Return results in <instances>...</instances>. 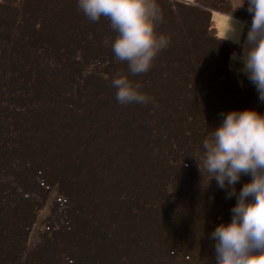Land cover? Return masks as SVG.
<instances>
[{"label": "rangeland", "instance_id": "1", "mask_svg": "<svg viewBox=\"0 0 264 264\" xmlns=\"http://www.w3.org/2000/svg\"><path fill=\"white\" fill-rule=\"evenodd\" d=\"M155 2L157 34L171 46L192 45L172 69L160 67L167 46L147 73L132 75L112 51L110 22L89 20L78 0H0V142L8 147L0 148V199L8 207L0 214V264H216L210 234L230 223L236 196L209 182L195 159L224 114L208 110L224 108L232 99L226 90L247 77L238 57L251 26L249 0L237 9L239 0ZM190 9L206 12V30L192 28ZM230 14L243 25L240 44L219 41ZM198 30L225 64L211 65L213 77L224 72L219 81L230 87L208 83L210 62L193 45ZM121 74L141 85L147 104L116 100L111 81ZM250 180L241 175L236 192ZM162 201L177 204L139 208ZM14 235L23 252L15 258Z\"/></svg>", "mask_w": 264, "mask_h": 264}, {"label": "clouds", "instance_id": "2", "mask_svg": "<svg viewBox=\"0 0 264 264\" xmlns=\"http://www.w3.org/2000/svg\"><path fill=\"white\" fill-rule=\"evenodd\" d=\"M239 0L235 9L242 7ZM79 10L91 21L106 18L117 33L111 47L115 58L125 62L132 75L147 73L156 56L168 46L169 39L157 34L162 15L155 0H78ZM234 9V10H235ZM251 26L238 57L241 71L248 77L264 101V0H249ZM232 15L219 41L240 44L239 28ZM231 59L236 60L235 53ZM115 98L122 105L147 104L150 98L121 74L111 81ZM203 152L197 150L199 171L215 179L218 187L228 188L236 196L231 221L221 223L210 234L215 241L216 264H264V114L254 109L233 110L222 114L221 123L203 140ZM241 175L251 176L237 193L235 184Z\"/></svg>", "mask_w": 264, "mask_h": 264}, {"label": "trees", "instance_id": "3", "mask_svg": "<svg viewBox=\"0 0 264 264\" xmlns=\"http://www.w3.org/2000/svg\"><path fill=\"white\" fill-rule=\"evenodd\" d=\"M184 5L183 6H185V7H189L188 6V4H185V3H183ZM168 13H169V11H170V9H174L175 7H173V8H171L172 7V4H169L168 6ZM189 9V8H188ZM187 12H189L190 14H191V16H193V19L191 18V22H192V28H194V27H197V26H195L194 24H199V25H201L202 27H205V28H203V29H207L208 28V23H210V19H208L209 18V16H206V12H203V11H195V10H193V9H190V10H187ZM170 15H171V12H170ZM197 16L198 17H200V18H198V19H200L201 20V17H202V20L201 21H198L197 20ZM206 20H207V22H206ZM209 21V22H208ZM189 24H191V23H189ZM200 28V27H199ZM203 31V30H202ZM202 31H194L193 32V34L195 35V38H198V40L196 41V43H194L193 42V45H194V47H196L197 46V44H199L200 43V46L198 45L197 46V50H198V52H200V53H202V55L204 56L205 55V57L209 60V64L210 65H208L205 69H204V72H208V78L211 80V81H208V83H210V82H215V84H217V85H219V86H221V85H225V86H228V87H230V85H229V82L228 83H225V84H223V82H222V80L221 81H219L220 80V78L219 77H221V76H224L225 74H224V72H221L220 74H219V77H213V73H212V71H210L212 68H211V65L212 66H215L217 63H219L220 61L222 62V60H219L220 58H218V56L217 57H214V55H211L210 54V51L208 52L206 49H205V47H204V44H205V42L207 43V38L206 39H204V40H201L200 39V37H201V34H202ZM201 32V33H200ZM197 34H199V36H197ZM203 35H206V33H204ZM168 36H170V35H168ZM210 39V38H209ZM175 44V43H174ZM188 44H190V45H192V43H176V45H168V48H167V52H165L164 54H163V56H162V59H160V60H165L163 63H161V65L162 64H164V66H160V67H166V68H169V69H172V64L171 63H177V61L179 62V61H181L182 60V58L181 57H184V54L182 53L181 54V52H183V50H184V48L185 49H187L186 48V45H188ZM226 48V51H228V47H225ZM230 50V49H229ZM208 52V53H207ZM218 52H220V51H218ZM221 53V52H220ZM232 53H233V50H232ZM180 54H181V56H180ZM169 56V57H168ZM222 65L224 66L225 64L222 62ZM174 69V68H173ZM184 69H186V67L184 68ZM191 74H189L188 76L189 77H192V75L190 76ZM13 77V76H12ZM213 77V78H212ZM208 78H206L205 80H207ZM216 78V79H215ZM237 78V77H236ZM235 78V79H236ZM238 79H240V78H238ZM204 80V81H205ZM239 81V80H238ZM239 88H235V90H234V88H231L232 89V91H230V90H226L227 92H228V94H229V97L231 96V98L232 99H230V100H228V99H225V100H222V102H223V104H224V108L221 106V107H219V108H213V109H211V110H208V111H210L211 112V115L208 113V111H206L204 114H208V115H210V116H212V115H215L216 113H224V114H226V113H228V112H230V111H233V110H244V109H254V110H256L257 112H259V113H264V101H261L260 99H259V94H258V92H257V90H256V88H255V85L254 84H252L251 83V81L248 79V77H245L242 81H239ZM231 86H232V84H231ZM208 87H210V86H208ZM228 89V88H227ZM230 89V88H229ZM204 91H206V90H203V91H201V92H204ZM205 93V92H204ZM13 95V94H12ZM11 95V96H12ZM193 97H194V95H193ZM2 98V97H1ZM193 102H195V101H193ZM1 103H4L2 100H1ZM11 104V107L13 106V107H16V105L14 104V103H10ZM0 109H3V106H0ZM4 109H6V108H4ZM14 111H15V108H14ZM191 135H194V133L192 132L191 133ZM191 135H190V138H191ZM195 136V135H194ZM201 138L204 136V135H202V133H201ZM195 137H197V136H195ZM207 137V136H206ZM200 138V137H199ZM196 141H199V139H197ZM202 143H203V141H202ZM0 148H4V149H7L8 147H7V144H5V145H3V143L2 142H0ZM202 149H203V147H202ZM10 157V156H9ZM199 173V172H198ZM200 174H202V173H200ZM199 174V175H200ZM204 174H206L207 175V173L206 172H204ZM208 176V175H207ZM193 185H195V184H193ZM191 186V185H190ZM189 186V187H190ZM201 192V191H200ZM10 193H12V191L10 192ZM2 193H0V195H1ZM9 195H11V194H9ZM200 195L201 196H203V200H206V201H204V202H206L207 203V201H211L212 203H215L214 205H216V200L213 198V197H215V196H213V195H208V193L207 194H205V193H203V192H201V194H199V198H200ZM16 196H19V194H16ZM12 197V196H11ZM206 198V199H205ZM8 199H10V198H8ZM17 199V198H16ZM178 198H177V200H176V202H178ZM20 201H23V200H21V198H19V200H17V202H20ZM176 202H172V203H170L171 205L169 206V202H167L166 203V201L165 202H161V203H155V205H153V204H148V205H140L139 206V208L142 210H144V209H152V207L154 206V207H162L163 206V208H169L170 207V210H172V209H174V207H176ZM6 202L4 201V199L3 200H1L0 199V214L2 215L3 214V211H2V209L3 210H8V207H6V204H5ZM156 204H158V205H156ZM182 204H184V202L182 203ZM206 205H209V204H206ZM166 206V207H165ZM6 207V208H5ZM10 207V206H9ZM195 208V207H194ZM210 211V210H209ZM173 213V212H172ZM171 213V214H172ZM209 213V212H208ZM0 215V216H1ZM4 218H5V216L4 217H0V234L3 236V234H2V232H3V230H4ZM26 220V219H25ZM215 220V219H214ZM28 222V221H27ZM15 237H16V239H15V241H14V245H15V251H14V255H13V258H15L16 257V252H17V255L18 254H23V252H20V249H21V241H19V238H17V235H14ZM90 243H94L95 244V240L94 241H92L91 239H90V241H89V243H88V245L90 244ZM50 245H51V249H52V247H53V244H51L50 243ZM92 251H90V253L92 254V256L96 253V247L94 248V249H91ZM89 252V251H88ZM23 258V257H22ZM17 259V258H16ZM12 264H26L24 261H22V262H19L18 261V259L14 262V263H12Z\"/></svg>", "mask_w": 264, "mask_h": 264}, {"label": "bare ground", "instance_id": "4", "mask_svg": "<svg viewBox=\"0 0 264 264\" xmlns=\"http://www.w3.org/2000/svg\"><path fill=\"white\" fill-rule=\"evenodd\" d=\"M237 55V54H236Z\"/></svg>", "mask_w": 264, "mask_h": 264}]
</instances>
